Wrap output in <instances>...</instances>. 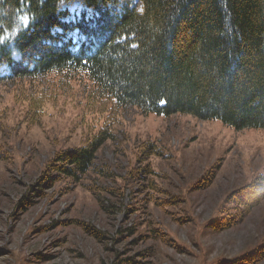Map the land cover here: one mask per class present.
Segmentation results:
<instances>
[{"label":"rangeland","instance_id":"1","mask_svg":"<svg viewBox=\"0 0 264 264\" xmlns=\"http://www.w3.org/2000/svg\"><path fill=\"white\" fill-rule=\"evenodd\" d=\"M100 130L108 173L51 169ZM262 173L264 129L119 107L84 76L0 81V264H264Z\"/></svg>","mask_w":264,"mask_h":264},{"label":"trees","instance_id":"2","mask_svg":"<svg viewBox=\"0 0 264 264\" xmlns=\"http://www.w3.org/2000/svg\"><path fill=\"white\" fill-rule=\"evenodd\" d=\"M75 2L83 11L71 19ZM74 31L85 37L77 48ZM52 73L84 76L116 106L143 114L264 129V0H0V81ZM111 137L100 130L60 150L51 169L76 180L108 173L94 161ZM250 190L238 196L247 207Z\"/></svg>","mask_w":264,"mask_h":264}]
</instances>
